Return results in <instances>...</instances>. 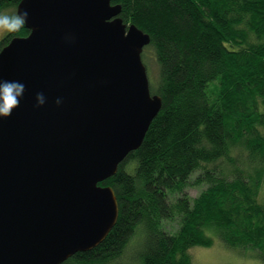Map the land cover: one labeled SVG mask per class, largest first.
I'll list each match as a JSON object with an SVG mask.
<instances>
[{
    "label": "trees",
    "instance_id": "obj_1",
    "mask_svg": "<svg viewBox=\"0 0 264 264\" xmlns=\"http://www.w3.org/2000/svg\"><path fill=\"white\" fill-rule=\"evenodd\" d=\"M22 1L0 0V10ZM111 3L150 35L142 60L163 105L141 147L100 184L116 193L117 224L63 264H194L190 251L217 240L264 261V0ZM29 34L7 32L0 52ZM194 177L205 187L195 198Z\"/></svg>",
    "mask_w": 264,
    "mask_h": 264
},
{
    "label": "water",
    "instance_id": "obj_2",
    "mask_svg": "<svg viewBox=\"0 0 264 264\" xmlns=\"http://www.w3.org/2000/svg\"><path fill=\"white\" fill-rule=\"evenodd\" d=\"M25 8L30 34L0 52V79L27 86L0 118V264H63L117 224L116 193L100 184L141 147L163 102L142 60L151 37L124 23L120 5L23 0L17 11Z\"/></svg>",
    "mask_w": 264,
    "mask_h": 264
},
{
    "label": "clouds",
    "instance_id": "obj_3",
    "mask_svg": "<svg viewBox=\"0 0 264 264\" xmlns=\"http://www.w3.org/2000/svg\"><path fill=\"white\" fill-rule=\"evenodd\" d=\"M29 18L28 9L17 12H8L0 10V32H17L25 27ZM26 84L18 79H0V118H8L12 115L26 91ZM38 105H44L46 97L43 92L36 93ZM61 99L57 98L56 103L59 105Z\"/></svg>",
    "mask_w": 264,
    "mask_h": 264
},
{
    "label": "rangeland",
    "instance_id": "obj_4",
    "mask_svg": "<svg viewBox=\"0 0 264 264\" xmlns=\"http://www.w3.org/2000/svg\"><path fill=\"white\" fill-rule=\"evenodd\" d=\"M7 32H0V40ZM196 177V176H195ZM187 188L188 194L195 198L205 187H197L194 180ZM168 230L171 229L169 224H166ZM178 227V226H176ZM194 264H264L260 258L261 252L251 248H231L221 240L214 241L210 247H195L190 251Z\"/></svg>",
    "mask_w": 264,
    "mask_h": 264
}]
</instances>
